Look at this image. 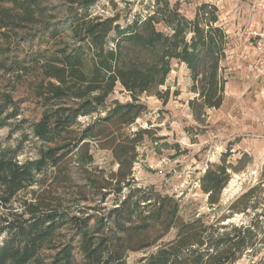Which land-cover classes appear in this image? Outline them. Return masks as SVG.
<instances>
[{
    "label": "trees",
    "instance_id": "trees-1",
    "mask_svg": "<svg viewBox=\"0 0 264 264\" xmlns=\"http://www.w3.org/2000/svg\"><path fill=\"white\" fill-rule=\"evenodd\" d=\"M98 1L61 0L64 14L54 21L39 0H12V8L0 12V30L15 33L26 23V73H32L30 87L43 109L29 125L40 143L35 159L19 162V145L0 144V264H76V251L80 264H128L129 253L152 248L137 264H236L256 246L252 227L184 222L172 196L136 187V147L147 132L120 133L145 109L139 96L164 86L172 60L190 72L192 109L222 106L227 82L222 63L230 41L217 9L202 4L188 20L177 4L156 0L152 14L122 29L116 19L91 16ZM118 85L132 101L116 103L100 116ZM9 108L12 113L1 118ZM18 109L9 95L0 94V128ZM93 116L80 132L73 130L79 119ZM89 141L111 151L115 172L93 167ZM228 181L224 166L205 170L200 189L210 208L218 205ZM254 192L240 196L230 210L254 209ZM173 230L174 238L167 240Z\"/></svg>",
    "mask_w": 264,
    "mask_h": 264
},
{
    "label": "rangeland",
    "instance_id": "rangeland-1",
    "mask_svg": "<svg viewBox=\"0 0 264 264\" xmlns=\"http://www.w3.org/2000/svg\"><path fill=\"white\" fill-rule=\"evenodd\" d=\"M11 1L0 0V12L12 8ZM39 1L48 9L47 15L54 18L53 21L63 16L61 0ZM167 1L170 6L177 4L179 12L188 20L194 19L202 4L217 9L219 25L225 29L230 41L222 63L227 82L219 109H192L189 102L196 95L191 92L190 72L184 64L172 60L164 86L139 96L138 103L145 109L132 125L120 130L128 135L139 130L147 132L136 147L137 158L133 165L136 187H153L161 195L172 196L179 203V215L184 222L200 219L206 225L252 227L256 246L245 252L236 264H259L264 255V79L249 70L247 61L242 58V52L247 51L244 46L247 30L258 19V13L253 9L256 0ZM155 5L156 0H99L89 13L103 19H116L115 24L123 29L134 19L152 14ZM156 28L168 32L162 24ZM37 45L34 42L30 47L35 49ZM28 47L26 23L15 33L0 30V94L9 95L19 108L18 116L6 120L8 126L0 128V144L12 149L19 145L17 160L22 163L38 155L40 143L31 135L29 125L38 121L43 112L30 87L32 73H26ZM131 101L130 95L118 85L108 97L100 116H105L116 103ZM11 113L9 108L1 118ZM95 118L79 119L73 130L80 132ZM109 131L112 136L118 134L116 128L110 127ZM26 135L27 139L24 138ZM89 146L93 167L115 172L117 165L111 151L100 147L97 141H89ZM211 165L224 166L229 174L219 203L213 208L208 206L207 196L200 189V179ZM75 168L73 172L78 174ZM253 188L255 192L250 204L254 209L245 213L230 210L240 196ZM31 189L36 190V186ZM25 195L23 192L18 198ZM18 203L13 201V208H18ZM239 209L237 206L236 210ZM174 236L175 230L166 239L171 240ZM262 239L263 242L259 243ZM154 250L129 253L127 263L137 264ZM75 262L81 263L78 251L75 252Z\"/></svg>",
    "mask_w": 264,
    "mask_h": 264
},
{
    "label": "built area",
    "instance_id": "built-area-1",
    "mask_svg": "<svg viewBox=\"0 0 264 264\" xmlns=\"http://www.w3.org/2000/svg\"><path fill=\"white\" fill-rule=\"evenodd\" d=\"M258 19L251 24L246 33L245 48L242 58L247 61L249 70L264 76V0H256L253 4Z\"/></svg>",
    "mask_w": 264,
    "mask_h": 264
},
{
    "label": "crops",
    "instance_id": "crops-1",
    "mask_svg": "<svg viewBox=\"0 0 264 264\" xmlns=\"http://www.w3.org/2000/svg\"><path fill=\"white\" fill-rule=\"evenodd\" d=\"M259 77H262V78L264 79V76H263V75H261V76H259Z\"/></svg>",
    "mask_w": 264,
    "mask_h": 264
}]
</instances>
